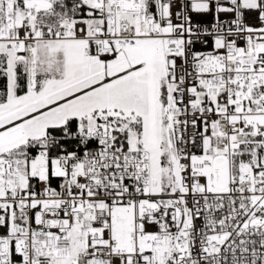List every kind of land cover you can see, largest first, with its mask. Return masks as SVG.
Here are the masks:
<instances>
[{"label":"snow or ice","instance_id":"obj_1","mask_svg":"<svg viewBox=\"0 0 264 264\" xmlns=\"http://www.w3.org/2000/svg\"><path fill=\"white\" fill-rule=\"evenodd\" d=\"M0 264H264V0H0Z\"/></svg>","mask_w":264,"mask_h":264}]
</instances>
